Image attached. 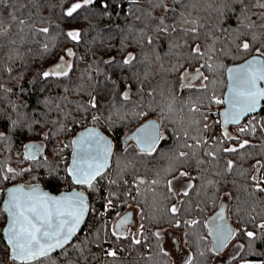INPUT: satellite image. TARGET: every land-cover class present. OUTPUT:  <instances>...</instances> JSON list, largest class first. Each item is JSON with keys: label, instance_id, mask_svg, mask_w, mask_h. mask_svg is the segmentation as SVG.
Here are the masks:
<instances>
[{"label": "snow or ice", "instance_id": "1", "mask_svg": "<svg viewBox=\"0 0 264 264\" xmlns=\"http://www.w3.org/2000/svg\"><path fill=\"white\" fill-rule=\"evenodd\" d=\"M98 3L104 13H107L110 5L106 0H61L59 19L65 24H70L81 12L92 15V10ZM173 3L180 6L179 12L159 0V6L164 8L166 13L173 14L171 17L160 18L151 30L165 36L175 34L183 40L178 46L187 51V66L180 64L165 70L179 74L178 87L175 81L160 80L156 84H148L145 90L148 75L146 73L141 79L135 73L138 58L129 52L123 58L121 66L132 72L136 76V82L141 85L138 89L139 103L131 100V88L127 85L124 91L114 93L112 102L106 106L108 114L105 115L100 110L97 97L88 94L90 100L87 104L81 103L80 107L86 115H91L93 126L74 135L68 144L59 149L61 154L64 148L72 149L70 163H66L62 170H58L57 165L49 164L47 156L38 158L43 154L44 148L37 143L23 146L21 162L28 161V167L17 170L10 166L7 159L0 161V249L7 254L8 264H87L89 256L92 255L88 247L93 242L89 239L91 226L83 238L80 234L91 217L97 218L96 222L101 226L96 230L93 239L97 247L103 248L106 257L115 260L120 251L127 250L104 248L103 245L110 241H127L130 246L140 248L147 243L148 252L141 253L145 260L152 258L153 251L165 257L169 256L163 246V230L145 235V221L150 219L153 225L159 228L163 217L158 216V213L162 211L176 228L181 224L188 229L201 225V220L193 214L203 211L201 204L206 201H202L201 193L205 188L194 183L200 176H194L190 171L193 165L198 174L226 177L236 170L235 161L229 157L243 154L246 159H255V163L251 165L254 174L248 176L249 169L240 173L251 181L244 190H251V194H264V175L255 174L264 173V159L251 157L247 149L252 147V142L242 138V134L255 135L258 128L264 131V40H261L259 47L254 48L258 40L255 34L251 36V42L248 39L240 40L238 35L236 39L240 42L236 43L235 47L243 62L231 65L218 63L214 59L218 38L209 33L202 41L205 25L192 18V12L203 7L202 0H173ZM208 6L211 7V4ZM251 6L264 9V0H253ZM244 19L249 20L250 17L245 15ZM257 19L259 24L257 21L244 23L242 20L241 27H264V12H261ZM43 22L42 20L41 23ZM15 26H19L18 30L10 36L11 28ZM50 32L49 27L35 28L25 19H18L14 13H9L7 18L0 15V51L8 47L10 52H15L14 46L18 42L24 43L29 33L38 39L41 34L47 36ZM59 34L74 45L83 42V32L79 28L69 27L67 30H61ZM240 35L246 37L249 33L243 32ZM140 39L148 45L154 43L153 37L145 36L143 32ZM206 40H211L212 43L206 44ZM171 47L175 48L177 45L173 44ZM49 50V44L44 43L42 51ZM75 56L73 47L65 46L59 62L40 73V76L45 80L68 77L74 68L71 61ZM12 58V55L8 56L9 60ZM102 63L111 65L114 58ZM89 69H92V65H89ZM3 70L10 72V65ZM96 71L102 74L99 69ZM218 77H226V84L223 79H217ZM117 83L113 81V88ZM217 84H222L226 90L218 94ZM0 89H3L2 84ZM120 102L124 105L131 104L133 116L147 117L156 110L160 113L158 120L147 119L134 133L125 138V145L129 141L134 142L135 159H155L159 155H168L165 167L145 169L143 175L132 164L131 182L127 178L131 161L125 162L123 168L118 167L114 172H109V161L114 155L113 142L95 127L101 120L114 127L116 121L113 120V115L123 121L128 112L126 108L122 109ZM212 105L223 107L217 113H211ZM90 109L95 110L94 114L89 112ZM210 115H218L220 119L210 121ZM242 121L246 123L242 124ZM165 122L170 123L172 127H166ZM12 123L13 126L16 125V121ZM217 126L220 129L219 135L214 134ZM230 126H235L236 135L229 132ZM8 140L9 137L0 132V141ZM169 140L172 143L167 153H164L161 145ZM128 151L130 149L125 147L124 152ZM45 168L46 175L36 174L37 169ZM25 175L29 176L28 181L15 182L18 177ZM181 178L187 180L182 189L176 186ZM61 181L68 187L61 188L54 194L53 190ZM101 181H106L107 184L106 193L99 195L102 210L97 207L96 199L101 191L98 187ZM4 182H9V186H2ZM214 183L211 179H205L207 186ZM149 198L153 201L151 205ZM129 200L135 203L138 209L135 215L132 211L123 210L124 207H130ZM160 204H164L162 209ZM142 205L155 206L156 214L149 218ZM225 211L224 204H221L215 215L203 221L207 234L198 235L197 243L207 241L210 237L212 248L208 251L218 253L239 232L247 238L248 250L253 252L249 258L238 252L240 264H264V253L254 249L256 242L264 241V220L255 223L257 217L250 215L249 221L254 225L253 230H234L226 222ZM110 213H114V217L109 216ZM185 216L189 218L183 219ZM105 217L106 219H102ZM133 228L135 232L132 231ZM101 229L105 232L103 240L100 239ZM184 235L189 237L190 233L185 232ZM151 238L155 239V243H152ZM185 243L191 246V239L185 240ZM238 247L242 251L245 249L244 244ZM204 254V251L198 253L201 257ZM235 259L234 256L233 260ZM195 260L196 255L189 252L182 264H194Z\"/></svg>", "mask_w": 264, "mask_h": 264}, {"label": "trees", "instance_id": "2", "mask_svg": "<svg viewBox=\"0 0 264 264\" xmlns=\"http://www.w3.org/2000/svg\"><path fill=\"white\" fill-rule=\"evenodd\" d=\"M60 2L61 0H0V15L3 17L7 18L9 13H14L18 19H25L29 25H34L35 28L49 27L51 29L49 35L41 34L38 39L29 33L24 43L18 42L14 46L15 52H10L8 47L0 51V84L3 85V89H0V132H4L9 137L7 142L0 141V161L7 159L10 166L17 170L29 166L28 161L21 162L23 145L27 141L39 142L44 148V152L38 158L43 159L44 156H47L48 163L57 165L58 170H62L66 163H70L71 147L64 148L63 151H66V155L58 153L57 156L52 151V147L57 144L61 148L71 141L80 128L93 126L91 115H86L80 107L81 103L87 104L90 100L91 97L88 94L97 97L100 110L105 115L108 114L106 106L112 102L114 93L124 91L127 85H130L131 88V100L139 103L138 89L141 85L136 82V76L132 72L121 66L123 58L129 52L138 58L135 73L141 79L146 73L148 75V81L144 85L145 90H147L148 84H156L160 80L175 81L178 87L177 78L179 74L165 70L180 64L187 66V51L178 46L183 43V40L175 34L165 36L163 33L151 30L160 18L171 17L173 14L172 12L166 13L164 8L159 6V0H106L110 5L107 13H104L98 3L92 10V15L81 12L80 16L70 24H65L59 19ZM163 3L169 8H175L177 12L181 10L179 5L173 3V0H163ZM202 3L203 7L192 12V18L198 19L199 23L205 25L202 30L204 32V35L201 36L202 41L209 33L214 38H218L216 42L217 54L214 58L216 62L231 65L242 61L235 44L243 39H248L251 42L253 34L258 37L254 48L260 46L261 40H264V27L255 29L241 27L242 20L244 23L257 21L259 24L257 17L261 12H264V9L252 7L253 0H202ZM209 4L211 7L208 6ZM245 15L250 19L245 20ZM42 20L43 23H41ZM18 27H12L9 35L17 32ZM69 27L81 29L83 32L81 44L74 45L59 34L61 30H67ZM142 32L145 36L153 37L154 43L152 45L141 41ZM243 32H248L249 35L246 37L240 35ZM238 35L240 40L236 39ZM44 43L49 44L50 50L48 52L42 51ZM205 43L211 44L212 41L206 40ZM173 44L177 47L172 48L171 45ZM65 46L73 47V51L76 53L71 61L74 64L73 70L68 77L43 79L40 73L59 62V57L63 55ZM221 48L223 49L222 52L220 51ZM9 55L13 57L11 60L8 59ZM112 58H114L113 64L102 63V61ZM9 65L11 67L10 72L3 70ZM89 65H92V69H89ZM96 69H99L102 74H98ZM82 77L90 78L83 79ZM106 77H111V79H106ZM217 79H223L226 84V77H218ZM113 81L118 82L115 88H113ZM216 90L220 94L225 88L222 84H217ZM120 104L122 109L126 108L128 112L123 121L113 115L112 118L116 121L114 127H110L104 120L97 122L95 126L99 127L112 141H117L119 144L110 162L109 172H114L118 167L123 168L125 162L131 161L127 170V178L131 182L132 164L143 175L145 169L165 167L168 163V155H159L155 159L148 157L135 159L134 142L129 141L125 145L123 143L125 138L147 119L155 118L158 120L160 113L159 110H156L147 117L133 116L134 110L131 104L124 105L123 102ZM89 112L94 114L95 110L90 109ZM13 121H16L15 126H13ZM243 123L246 121H242ZM165 126L172 127L167 122H165ZM216 130L218 133L214 134L219 135V127L214 131ZM229 132L236 135L235 126H230ZM242 138L250 139L252 142V147L247 149L251 157L264 159V131H260L258 128L255 135L242 134ZM171 143L172 141L169 140L161 145L164 153H167ZM125 147L129 148L130 151L125 153ZM229 158L235 161L236 170L226 177L198 174L195 165L190 169L194 176H200L194 183L205 188V191L201 193L202 201H206V203L201 204L203 211L193 214L202 222L199 227L188 229L181 224L179 228H176L161 211L158 216H162L163 220L159 228L148 219L145 221L147 227L145 235L164 228L181 231L186 249L196 255L194 264H212L216 253L208 251L212 248L211 238L197 243V236L207 234V229L203 228V221L219 209L223 195L230 193L225 199V216L234 230H253L254 225L249 221L250 215L257 217L255 223L262 222L264 220V194H251V190L245 191L244 189L251 181L240 175L245 169H249L248 176L254 174L251 165L255 163V159H246L243 154L231 155ZM46 173V168L36 170L37 175L43 176ZM61 174L63 173L61 172ZM255 174L258 175V173ZM205 179H211L215 183L207 186ZM28 180L29 176L25 175L18 177L15 182L24 183ZM62 183L64 182L61 181L53 191L57 192L61 188L68 187L66 185L62 187ZM8 185L9 182H4L2 186ZM98 187L101 191L97 197L104 194L105 188H107L106 181H101ZM193 196L195 197V192ZM128 203L130 207H124V211L131 207L138 211L135 203L131 200ZM152 203L153 201L149 198V205ZM97 205L99 208L101 207L100 202ZM149 205L142 206L150 218L156 214V207H149ZM163 207L164 204H160V208ZM109 216L114 217V213H110ZM188 218L187 216L183 217V219ZM96 220L95 217L89 218L88 223L84 226V231L80 234L83 238L91 226L89 239L93 242L88 247L92 255L89 256L87 264H175L174 258L169 252V256L165 257L153 251L150 260L143 259L141 253L148 252L147 243L144 244L143 248H140L139 246H130L127 241L123 243L110 241L103 247L117 246L127 250L120 251L115 260L106 257L103 248L97 247L93 239L96 230L101 227ZM137 221L140 222L138 218ZM185 232H189L190 236L186 237ZM104 236L105 232L101 229L100 239L103 240ZM151 239L152 243H155V239ZM188 239H191V246L185 243V240ZM235 241L239 242L240 245L244 244L245 249L242 251L239 248L234 255L236 259L233 260V256L225 264L240 260L237 255L238 252L246 258L253 255V252H250L247 247L249 241L239 232L236 237L228 242L226 247ZM254 249L264 253V241L256 242ZM199 251H204V256H199ZM0 264H8L7 254L2 249H0Z\"/></svg>", "mask_w": 264, "mask_h": 264}, {"label": "rangeland", "instance_id": "3", "mask_svg": "<svg viewBox=\"0 0 264 264\" xmlns=\"http://www.w3.org/2000/svg\"><path fill=\"white\" fill-rule=\"evenodd\" d=\"M59 143L61 144V142H59ZM118 147H119L118 142L117 141H113V151H115ZM59 149H60V147L57 144L54 145V147H52V151H54L56 156L58 155V153H60ZM52 155H53V153H52ZM60 155H61V153H60ZM63 155H66V151H63ZM112 158H113V156H112ZM261 175H264V173H258V176H261ZM65 185L68 186L65 183L61 184L62 187L65 186ZM106 191H107V188H105L104 194L106 193ZM227 198H228L227 194L223 195L222 199H221V203H220V205L224 204L225 209H226L225 199H227ZM96 199H97V203L100 202L99 201V197L96 196ZM97 207H99V206L97 205ZM100 209L102 210V204H101ZM125 211H132L134 213V215L137 212L134 207L128 208ZM102 219H106V217L102 218ZM137 223H138V221H137ZM168 230L173 232V229H170V228H164L163 229V232H164L163 245L170 253L173 252V254H174V250L175 249H174V246H173L172 241H171V232H169ZM132 231L135 232V228H133ZM177 233H178V235L182 236V239H183L182 232L181 231H177ZM239 245H240L239 242L235 241V242L230 243L228 247H224L223 249H221L218 253H216V255L214 257V261H213L212 264H215L217 262L226 263L231 257H233L236 254V252L239 249V247H238ZM109 247L115 248L117 250L121 249V247H117V246H114V247L113 246H109ZM183 259H184V256H181V259L179 260L181 262V264H182ZM231 264H240V260H237V261H235V262H233Z\"/></svg>", "mask_w": 264, "mask_h": 264}, {"label": "crops", "instance_id": "4", "mask_svg": "<svg viewBox=\"0 0 264 264\" xmlns=\"http://www.w3.org/2000/svg\"><path fill=\"white\" fill-rule=\"evenodd\" d=\"M186 183H187V180L181 178L180 180L177 181L176 186H177V188L182 189L183 185H185ZM168 231L171 232L170 230H168ZM171 241H172V244H173L174 249H175L174 254H173V252L170 253L165 247L164 248L173 256L175 264H178V263L181 264V262L179 261L181 259V256H184V258H185L189 252L184 245L182 236L178 235L177 231L173 230V232H171ZM223 264H225V263H223Z\"/></svg>", "mask_w": 264, "mask_h": 264}, {"label": "water", "instance_id": "5", "mask_svg": "<svg viewBox=\"0 0 264 264\" xmlns=\"http://www.w3.org/2000/svg\"><path fill=\"white\" fill-rule=\"evenodd\" d=\"M240 62H243V61H240ZM239 63V62H238ZM226 90V89H225ZM222 110V109H221ZM151 119H155V118H151ZM146 122V121H145ZM145 122H143V123H145ZM142 124V123H141ZM140 124V125H141ZM140 125H138L132 132H130V134L128 135V136H130L132 133H134L135 131H136V129L138 128V127H140ZM87 127H92V126H86V127H83V128H80L78 131H77V133L76 134H78L79 132H81V131H83L85 128H87ZM96 127V126H95ZM97 128V130L98 131H100L103 135H106L99 127H96ZM75 134V135H76ZM109 139H111L108 135H106ZM127 136V137H128ZM112 140V139H111ZM113 142V141H112ZM28 143H37V144H40L39 142H37V141H27L26 143H24V145L25 144H28ZM23 145V146H24ZM41 145V144H40ZM71 160V159H70ZM111 160H112V158L110 159V161H109V163L111 162ZM16 183H19V182H16ZM9 186V185H8ZM58 192V191H57ZM56 192H54V194H55ZM219 211V209L216 211V212H218ZM216 212H214L211 216H213V215H215V213ZM226 217V216H225ZM226 222H227V224H228V226L229 227H231V228H233V226L230 224V222H229V220L226 218ZM215 264H223V263H221V262H217V263H215Z\"/></svg>", "mask_w": 264, "mask_h": 264}, {"label": "built area", "instance_id": "6", "mask_svg": "<svg viewBox=\"0 0 264 264\" xmlns=\"http://www.w3.org/2000/svg\"><path fill=\"white\" fill-rule=\"evenodd\" d=\"M222 106L220 105H212L210 107V112L211 113H217L219 110H221ZM220 117L218 115H210V121H216V120H219ZM218 128V126L216 127V129ZM215 134H217V130L214 131ZM112 248V247H111Z\"/></svg>", "mask_w": 264, "mask_h": 264}]
</instances>
